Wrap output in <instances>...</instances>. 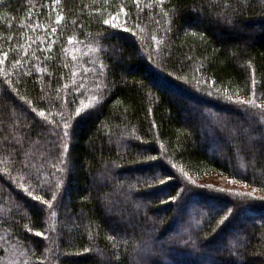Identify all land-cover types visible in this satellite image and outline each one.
Wrapping results in <instances>:
<instances>
[{
    "label": "trees",
    "instance_id": "1",
    "mask_svg": "<svg viewBox=\"0 0 264 264\" xmlns=\"http://www.w3.org/2000/svg\"><path fill=\"white\" fill-rule=\"evenodd\" d=\"M0 59V264H264V0H0Z\"/></svg>",
    "mask_w": 264,
    "mask_h": 264
},
{
    "label": "snow or ice",
    "instance_id": "2",
    "mask_svg": "<svg viewBox=\"0 0 264 264\" xmlns=\"http://www.w3.org/2000/svg\"><path fill=\"white\" fill-rule=\"evenodd\" d=\"M54 2H55L57 5H59V4L61 3V0H54ZM156 2H157V3H160V4H163L164 0H156ZM135 3H136L137 6H139V4H140V0H135ZM147 6H148V7H151L152 5L149 4V5H147ZM119 11H120V12H123V11H124V7H123V6H120ZM118 16H119V12H117L116 16H112V15H110L109 18L103 20V23L106 24V25H109V26L112 27V28H121L124 32H128V31H130L126 26H124V25H118V24L114 23V21L117 19ZM125 16H127V13H126V12H125ZM63 19H64V17L61 16L59 13H57L56 22L59 23V22H60L61 20H63ZM53 31H55V29H53ZM141 31H143V30H141ZM73 39H74V38H69L68 43L71 44V43L73 42ZM153 39H155V37H153ZM3 63H4V60H3V59H0V64H3ZM101 67H103V65H101ZM254 77H255V73L253 72V79H254ZM252 87L255 88V84H253ZM228 99L231 100L232 97L229 96ZM234 102L237 103V104H245V103H247L248 105H250V106H252V107H259V108H261L262 110H264V104H257V100H256V98H255V93H253L252 98L249 99L248 101H244V100H236V101H234ZM90 103H91V102H90ZM83 107H88V105H84ZM80 110H81V109H77V110H76L77 114L80 112ZM33 111H36V109H33ZM39 115H40L41 117H44V116H45V113H44L43 111H40V112H39ZM64 126H65V128H67V123H66V122H65V125H64ZM63 135H64V136H67V135H68V132L65 131V132L63 133ZM149 159L154 160V159H156V158H155V157H150ZM158 179L160 180V183H164V180H163L162 178H158ZM25 191H28V190L25 189ZM29 195H32V193H31L30 191H29ZM34 199L41 201L43 204L47 205V207H48L49 209H52V202H51V201L56 200V193L53 192V194H52V196H51V200H45V199H43V197H41V196H39V195L34 196ZM55 216H56V212H55V210H52V211L50 212V217L54 218ZM49 227L52 228V229L54 230V225L50 224ZM28 231H32V229L29 228ZM34 234H35V236H37V237H42V238L45 239V240L48 239V237H47V235L45 234V232L36 231Z\"/></svg>",
    "mask_w": 264,
    "mask_h": 264
},
{
    "label": "rangeland",
    "instance_id": "3",
    "mask_svg": "<svg viewBox=\"0 0 264 264\" xmlns=\"http://www.w3.org/2000/svg\"><path fill=\"white\" fill-rule=\"evenodd\" d=\"M195 185L216 189L218 191L221 190L230 194H238L240 197H242L243 195H248L249 197L258 198L255 192L252 191V189H249L242 184L236 183L229 179H224L217 175L204 177L201 181L195 182Z\"/></svg>",
    "mask_w": 264,
    "mask_h": 264
}]
</instances>
